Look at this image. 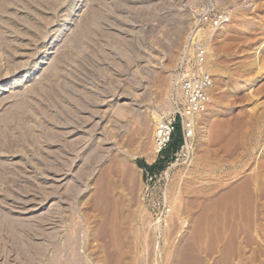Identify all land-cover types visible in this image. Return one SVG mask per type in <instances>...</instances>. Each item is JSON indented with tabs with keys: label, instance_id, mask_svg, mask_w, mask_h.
Listing matches in <instances>:
<instances>
[{
	"label": "rangeland",
	"instance_id": "1",
	"mask_svg": "<svg viewBox=\"0 0 264 264\" xmlns=\"http://www.w3.org/2000/svg\"><path fill=\"white\" fill-rule=\"evenodd\" d=\"M0 88V264H264V0H0Z\"/></svg>",
	"mask_w": 264,
	"mask_h": 264
},
{
	"label": "built area",
	"instance_id": "2",
	"mask_svg": "<svg viewBox=\"0 0 264 264\" xmlns=\"http://www.w3.org/2000/svg\"><path fill=\"white\" fill-rule=\"evenodd\" d=\"M206 60H203L202 64ZM213 80L204 69H199L185 77L181 81V90L184 97V107L172 120L163 121L158 125L154 134V147L157 156L165 159L163 153L169 148L176 131L177 116H180L184 138L187 141L188 130L194 128V119L197 115L208 110L211 100ZM150 175L149 172H146ZM152 178V177H151Z\"/></svg>",
	"mask_w": 264,
	"mask_h": 264
},
{
	"label": "bare ground",
	"instance_id": "3",
	"mask_svg": "<svg viewBox=\"0 0 264 264\" xmlns=\"http://www.w3.org/2000/svg\"><path fill=\"white\" fill-rule=\"evenodd\" d=\"M82 8H83V6L78 11L72 12L71 17L67 20L68 24L60 30V33L57 36V38L54 39L52 42L44 45V47H43L44 49L40 52V57L38 59L39 62L32 68L30 74L28 75V79H30L33 76H34V78H36L43 70H46L47 65L49 64V60L51 59V56L54 53V50L57 47L61 46V44L63 43L65 34L67 32L74 30L75 25L77 23V16H79L80 12L82 11ZM257 83L258 82L255 81L254 83L251 84V87H255L257 85ZM17 85L19 86L21 84H17ZM18 86H16V87H18ZM0 90H3V88H0ZM188 132H189V135H188L187 139L189 140L190 138L192 139L194 137V128H192V129L190 128L188 130ZM156 156H157V151L155 149V152L150 155V157L148 158V161L153 162L155 160ZM32 233H34V232H32Z\"/></svg>",
	"mask_w": 264,
	"mask_h": 264
},
{
	"label": "trees",
	"instance_id": "4",
	"mask_svg": "<svg viewBox=\"0 0 264 264\" xmlns=\"http://www.w3.org/2000/svg\"><path fill=\"white\" fill-rule=\"evenodd\" d=\"M178 130H180V126H177V128H176V131H175V133H174V135H173V141H172V143L170 144V146L172 147V148H174V150H176V152L180 149V147L182 146V140H180V139H177L176 138V132L178 131ZM169 146V147H170ZM164 156H165V160H168L169 159V157H167V155H165V153H164ZM164 160V161H165ZM158 166H160V164L158 163L157 164ZM153 166L154 165H151V166H147V168L148 169H153Z\"/></svg>",
	"mask_w": 264,
	"mask_h": 264
},
{
	"label": "crops",
	"instance_id": "5",
	"mask_svg": "<svg viewBox=\"0 0 264 264\" xmlns=\"http://www.w3.org/2000/svg\"><path fill=\"white\" fill-rule=\"evenodd\" d=\"M165 153V155H167V157H169V159H170V157L172 156V155H174V153H176V150H174V148H172L171 146L164 152ZM149 166H151L152 164L151 163H147Z\"/></svg>",
	"mask_w": 264,
	"mask_h": 264
}]
</instances>
